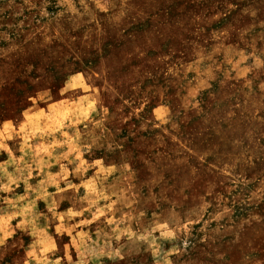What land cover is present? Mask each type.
Returning a JSON list of instances; mask_svg holds the SVG:
<instances>
[{
	"label": "rangeland",
	"instance_id": "obj_1",
	"mask_svg": "<svg viewBox=\"0 0 264 264\" xmlns=\"http://www.w3.org/2000/svg\"><path fill=\"white\" fill-rule=\"evenodd\" d=\"M0 264H264V0H0Z\"/></svg>",
	"mask_w": 264,
	"mask_h": 264
}]
</instances>
